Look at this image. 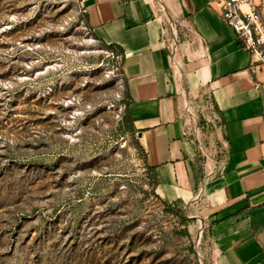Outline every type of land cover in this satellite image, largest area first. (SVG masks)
I'll return each instance as SVG.
<instances>
[{
	"label": "rangeland",
	"instance_id": "obj_1",
	"mask_svg": "<svg viewBox=\"0 0 264 264\" xmlns=\"http://www.w3.org/2000/svg\"><path fill=\"white\" fill-rule=\"evenodd\" d=\"M124 88L81 0H0V264H212L158 195Z\"/></svg>",
	"mask_w": 264,
	"mask_h": 264
},
{
	"label": "crops",
	"instance_id": "obj_2",
	"mask_svg": "<svg viewBox=\"0 0 264 264\" xmlns=\"http://www.w3.org/2000/svg\"><path fill=\"white\" fill-rule=\"evenodd\" d=\"M122 50L127 108L156 191L199 222L212 264H264V71L220 0H81Z\"/></svg>",
	"mask_w": 264,
	"mask_h": 264
},
{
	"label": "built area",
	"instance_id": "obj_3",
	"mask_svg": "<svg viewBox=\"0 0 264 264\" xmlns=\"http://www.w3.org/2000/svg\"><path fill=\"white\" fill-rule=\"evenodd\" d=\"M219 7L224 23L235 32L242 48L254 58V69L264 71V26L255 1L220 0Z\"/></svg>",
	"mask_w": 264,
	"mask_h": 264
},
{
	"label": "trees",
	"instance_id": "obj_4",
	"mask_svg": "<svg viewBox=\"0 0 264 264\" xmlns=\"http://www.w3.org/2000/svg\"><path fill=\"white\" fill-rule=\"evenodd\" d=\"M84 19H85V14H84ZM85 23H86V21H85ZM86 25H87V23H86ZM93 37L96 38L94 35H93ZM101 43L104 45V47H106L108 50H110L116 56H119L120 57V61H122V59H123L122 50L119 48L118 45H115V44H106L104 42H101ZM124 93H125V112H124V119H125V122H126V125H127V130L129 131V133L136 135L137 130L135 129V127L133 125V122H132V119H131L129 110L127 108L128 101H127L126 88H124ZM136 147L138 149H140L144 153V150H143L141 144H139V142H136ZM144 163H145L146 167L152 172V178H153V181H154V185H156L157 182H156L155 176L153 174V168L146 163L145 153H144ZM166 205L168 207H172V208H176V209L179 208V207H181V205L178 204L177 202L167 203ZM183 220L184 221H188L185 218H183Z\"/></svg>",
	"mask_w": 264,
	"mask_h": 264
}]
</instances>
